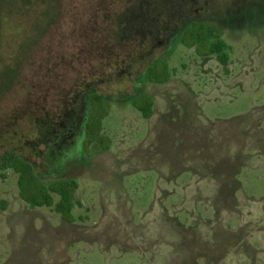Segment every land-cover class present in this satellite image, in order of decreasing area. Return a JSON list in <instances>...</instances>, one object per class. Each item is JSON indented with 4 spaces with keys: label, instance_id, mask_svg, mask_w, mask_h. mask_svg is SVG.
<instances>
[{
    "label": "rangeland",
    "instance_id": "obj_1",
    "mask_svg": "<svg viewBox=\"0 0 264 264\" xmlns=\"http://www.w3.org/2000/svg\"><path fill=\"white\" fill-rule=\"evenodd\" d=\"M193 23L221 30L229 73L182 45ZM159 59L166 83L147 76ZM92 89L110 104L100 154ZM10 151L48 186L75 180L78 204L32 208L7 171L0 264H264V0H0Z\"/></svg>",
    "mask_w": 264,
    "mask_h": 264
},
{
    "label": "trees",
    "instance_id": "obj_2",
    "mask_svg": "<svg viewBox=\"0 0 264 264\" xmlns=\"http://www.w3.org/2000/svg\"><path fill=\"white\" fill-rule=\"evenodd\" d=\"M183 46L192 48L197 55L203 57H215L229 73L230 48L223 39L221 30L211 24H193L184 32L181 40ZM168 69V64L163 60H156L154 65L147 70V76L152 83H166L168 78H161L163 72ZM160 78V79H159ZM89 103V114L85 124L86 142L84 148L96 150L100 154L110 149V140L103 135L102 121L109 113V102L105 96L95 90H88L84 93ZM147 107H139V111L145 119L153 114V102L151 99ZM12 170L18 175L20 198L27 202L32 208L47 207L66 219L71 215L78 204L75 195L79 188L75 180H62L51 185L44 184L36 175L34 167L24 160L15 151L6 153L0 161V177L6 179V172ZM54 194L59 196L56 202Z\"/></svg>",
    "mask_w": 264,
    "mask_h": 264
},
{
    "label": "flooded vegetation",
    "instance_id": "obj_3",
    "mask_svg": "<svg viewBox=\"0 0 264 264\" xmlns=\"http://www.w3.org/2000/svg\"><path fill=\"white\" fill-rule=\"evenodd\" d=\"M193 24H195V23H193ZM92 90H94V89H92ZM96 91V90H95Z\"/></svg>",
    "mask_w": 264,
    "mask_h": 264
}]
</instances>
